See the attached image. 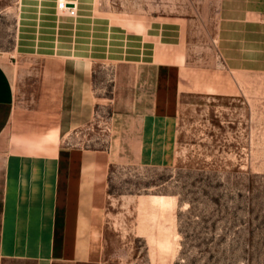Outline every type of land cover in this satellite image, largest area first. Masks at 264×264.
<instances>
[{
    "label": "rangeland",
    "instance_id": "rangeland-1",
    "mask_svg": "<svg viewBox=\"0 0 264 264\" xmlns=\"http://www.w3.org/2000/svg\"><path fill=\"white\" fill-rule=\"evenodd\" d=\"M68 1L76 15H64L93 14L129 32L177 21L181 43L157 45L155 61L181 64L186 56L202 80L227 82L177 92L167 65L155 84L120 77L116 62H93L87 92L74 102L88 105V116L63 145L110 157L99 264H264V73L232 78L222 69L218 0ZM20 4L0 0V56L14 49ZM137 20L141 31L127 24Z\"/></svg>",
    "mask_w": 264,
    "mask_h": 264
},
{
    "label": "crops",
    "instance_id": "crops-1",
    "mask_svg": "<svg viewBox=\"0 0 264 264\" xmlns=\"http://www.w3.org/2000/svg\"><path fill=\"white\" fill-rule=\"evenodd\" d=\"M55 3L21 0L14 49L0 56V262L6 264H99L110 157L63 145L88 116L89 106L74 102L87 92L94 61L116 62L120 77L144 75L155 84L167 65L177 92L227 83L202 80L186 56L181 64L155 61L157 45L181 43L177 21L129 32L93 14L72 19ZM214 45L232 78L264 73V0H218Z\"/></svg>",
    "mask_w": 264,
    "mask_h": 264
},
{
    "label": "built area",
    "instance_id": "built-area-1",
    "mask_svg": "<svg viewBox=\"0 0 264 264\" xmlns=\"http://www.w3.org/2000/svg\"><path fill=\"white\" fill-rule=\"evenodd\" d=\"M67 2H70L68 0H65L64 2L58 1L56 3V7L60 9L61 11H65V14L67 15H76V4L73 3V6H67Z\"/></svg>",
    "mask_w": 264,
    "mask_h": 264
},
{
    "label": "bare ground",
    "instance_id": "bare-ground-1",
    "mask_svg": "<svg viewBox=\"0 0 264 264\" xmlns=\"http://www.w3.org/2000/svg\"><path fill=\"white\" fill-rule=\"evenodd\" d=\"M119 19H121V17H118ZM127 24H130V26H135L136 30H143L145 28V25L143 24L142 21H127ZM133 28V27H132Z\"/></svg>",
    "mask_w": 264,
    "mask_h": 264
},
{
    "label": "water",
    "instance_id": "water-1",
    "mask_svg": "<svg viewBox=\"0 0 264 264\" xmlns=\"http://www.w3.org/2000/svg\"><path fill=\"white\" fill-rule=\"evenodd\" d=\"M67 6H73L72 2H67Z\"/></svg>",
    "mask_w": 264,
    "mask_h": 264
}]
</instances>
